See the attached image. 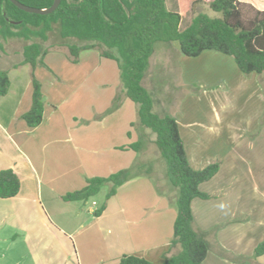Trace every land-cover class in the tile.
<instances>
[{
	"label": "crops",
	"instance_id": "1",
	"mask_svg": "<svg viewBox=\"0 0 264 264\" xmlns=\"http://www.w3.org/2000/svg\"><path fill=\"white\" fill-rule=\"evenodd\" d=\"M239 1L249 4L244 0ZM253 7L264 10V4L255 3ZM168 49L183 56L176 43L168 44ZM55 51L58 50L48 52L44 56L46 68L38 67L33 71V75L40 83L44 103L43 118L38 127L28 128L21 119L31 104V73L26 74L24 82L15 83L9 73V92L6 96L0 97V171L11 169L20 181V189L15 197L0 199V264H116L120 257L132 254L152 264H159L164 253L169 252L170 255H174L178 252V248L169 250L168 246L174 221L172 217L174 212L170 210V201H167L171 192L159 190L161 193H156L149 182L154 183L151 176L141 175L122 185L106 202L105 210L99 217L93 215L97 209L94 208L95 202L91 203L94 206L92 208L87 205V201L66 203L61 199L68 192L82 189L87 179L100 176L101 173L98 171L89 173L87 169H82L86 161L83 159H87L90 153L96 155L101 151L110 153L111 160L101 157L100 163L97 162L93 166L103 168L104 164L105 167H110L108 170H113L111 168L115 166L116 160L119 161V165L122 158L131 159L135 157L131 155L140 153L128 147L133 144V138L134 143L140 140L145 130L131 126L136 122V108L131 106L129 103L132 102L127 99H124L120 107L111 113H108L110 107L96 109L91 104L86 112L63 115L60 109L72 101V99L67 101L68 92L64 88L67 87L66 81L76 84L86 83L105 58H101L96 50L91 49L82 51L78 62H71L70 66L66 63L50 65L47 60L45 61V57ZM205 52L198 57L205 55ZM0 54L1 57L8 58L5 50L3 52L2 49ZM21 62L12 69L17 70L19 67L27 66L20 65ZM60 66L62 72H67V78L64 80L59 79L56 74L58 72L56 68L59 69ZM181 67L183 68V65ZM68 68L70 69L67 71ZM72 71H75L76 75L71 73ZM216 73H213L212 77L218 82L217 86L200 81L195 74L190 77V71L189 77H186L188 76L186 71L182 75L181 71H178V76L179 78L181 76V82L187 88L203 87L202 95L209 97L211 93H222L226 96L227 102L233 104L235 102L242 104L248 100L254 102V115L247 121L250 127H242L236 139L233 137L235 132L232 126L228 127L225 138L233 139L224 144L221 143L224 137L213 139L211 129L205 130V127L202 131L192 129L190 123L183 121L180 115L172 112L173 115H170L169 109L165 114L176 119L186 158L192 168L201 170L213 162L220 164L217 174L210 181L199 186V190L207 194L209 199L196 198L191 202V212L196 227L209 233L210 243L216 242L234 256L252 258L254 249L264 242V217L263 220L247 216L239 219L235 218L236 212L231 214L235 215L234 220L226 224L217 222L219 220L225 222L226 217L211 220L209 209L213 208L212 213H216L221 205L217 200L219 196H224L226 191L206 190V188L219 177L224 165L230 167L226 174L232 173L239 167L237 159L235 160L237 156L234 152V144L240 143L250 132L264 128L262 124L264 96L255 74L244 77L239 70L233 71L234 81H230ZM20 76L22 77V74H19ZM157 78L156 68L151 67L150 60L142 86L150 93L155 87L154 81ZM120 89L121 84L117 87L115 95ZM195 95L189 94V99ZM202 95L192 98L193 103H196L194 99H200ZM217 101L216 96L211 101V110L215 119L217 118L215 113L219 108L226 109L221 103L214 106L213 102L217 103ZM188 102H184L180 110L182 113L186 111ZM156 105L161 108L158 100ZM235 114L236 111L232 112V115ZM112 127H116L120 134L118 142L115 143L109 142V138L105 137V129ZM132 128H138V133H132ZM220 130L217 128L216 131ZM106 141L108 144L104 145ZM221 144H224L222 148ZM122 147L123 150L120 149ZM219 148L223 156L220 153L218 158ZM203 150L213 153L210 161L200 164L195 153ZM237 171L240 174V171ZM241 193L244 194L246 205L243 207L244 205L241 204V212L249 209L253 202L259 199L264 201V187L262 189L256 187V191L251 194L247 191L239 192V196H236L238 199ZM251 197L252 203L249 204L247 202ZM100 205L97 204L98 207ZM234 208H239V202H236ZM153 219L155 221L163 219L165 223L160 226L165 229L162 228V231L158 230L159 226H151L154 224ZM216 226L222 227L214 232ZM101 238L105 240L104 245H99V240L102 242ZM203 264L235 263L222 259L213 250H209ZM249 264H264V254Z\"/></svg>",
	"mask_w": 264,
	"mask_h": 264
},
{
	"label": "trees",
	"instance_id": "2",
	"mask_svg": "<svg viewBox=\"0 0 264 264\" xmlns=\"http://www.w3.org/2000/svg\"><path fill=\"white\" fill-rule=\"evenodd\" d=\"M17 1L28 7L46 9L54 0ZM208 6L220 17L198 14L185 29H180V15L168 10L165 0H61L54 12L44 16L23 12L8 0H0V38L39 40V43L32 41L23 47L20 64L30 66L32 70L31 104L21 116L28 128H36L42 122L44 103L40 83L33 71L37 67L46 68L43 59L48 52L42 49L41 43L47 40L54 26H58V39L66 46L72 63H77L82 51L91 49L101 58L117 63L121 89L114 97L110 112L117 110L124 99L136 105V122L131 126L149 130L155 136L153 143L167 164V184L176 191V217L168 245L169 250L178 248V252L174 255L164 253L159 264H203L209 250L235 264H249L264 254L262 242L254 249L252 258L234 256L216 242L210 243L209 233L196 227L191 202L196 198L209 199L199 186L217 174L220 164L213 162L201 170L192 168L176 119L157 115L151 94L142 86L156 44L176 43L180 53L187 58H196L205 51L231 57L244 77L257 76L264 96V10L239 0H210ZM9 89L8 73L2 72L0 97L6 96ZM141 141L128 148L139 152ZM141 175L139 167L134 166L108 177L90 178L82 189L68 192L61 199L66 203L86 202L107 185L105 201L93 213L94 217H99L117 190ZM19 189L20 181L11 169L0 171V199L15 197ZM116 264L152 263L132 254L120 257Z\"/></svg>",
	"mask_w": 264,
	"mask_h": 264
},
{
	"label": "rangeland",
	"instance_id": "3",
	"mask_svg": "<svg viewBox=\"0 0 264 264\" xmlns=\"http://www.w3.org/2000/svg\"><path fill=\"white\" fill-rule=\"evenodd\" d=\"M210 0H165V6L168 10L176 12L181 17L180 22V29H185L192 21L194 17L198 14H205L211 18H218L220 17L219 14L212 12L209 9L208 3ZM245 2L255 6L256 4H264V0H244ZM58 36V26L53 27V32L49 34L47 40L42 44V49L46 50L47 52L55 51L53 54L48 55L45 57V61L50 65L56 63H66L70 66L71 59L68 53L66 46L60 44ZM38 42L39 40L32 39L30 41H26L23 39H10V40H2L0 38V53L3 49L7 54V59L0 54V73L7 72L8 74L11 73L12 79L15 82L26 80V74H32V70H29V66L26 67H19L17 70L12 69L13 66L18 65L22 60V52L23 47L26 44L31 42ZM67 42L77 43L74 40H66ZM62 50V51H61ZM67 51L65 53L64 51ZM215 54V55H209ZM217 56V57H213ZM79 58V57H78ZM151 60V67L156 68V73L158 74V78L154 81L155 87L152 88L150 94L153 101L154 112L157 115H166L165 113L170 111V115L172 113H176L180 115L183 121H188L192 129H200L201 131L205 127V130L211 129L213 134V139L225 138L226 132L229 126H232L235 135H233L234 139L237 138L239 130L242 127H250V123H247L248 118L252 117L254 114V107L253 101L248 100L244 103H229L227 102L226 96L218 93L209 94L213 99L215 96L218 98L217 103L215 104H223L226 109H218V112L215 113L217 118L215 119L211 110L212 104L210 96L202 95L203 87H189L187 88L182 84V78L178 76V71H181V75L184 71H186V75L189 74L190 77L192 74H195V77L200 81L205 83H210L211 85H218V82L214 81V77H212L213 73L219 74V76L223 78H228L230 81H234L233 71L238 72V69L231 57L223 56L219 53L215 52H205V55L201 57L190 59L184 56L178 55L174 53V51L168 49V44L165 43H158L155 46L154 53L150 57ZM149 60V62H150ZM20 61V62H19ZM78 62V60H77ZM101 62L102 65L95 69V71L91 74L89 80L84 84H76L72 81H66L68 97L67 101L71 100L67 105L62 107L60 110L62 111L63 115L70 116L71 113L75 112H86L88 111L89 106L92 104L96 109L110 107L108 113H111L110 110L113 107V96L117 91V87L120 86V75L118 70V65L115 61L103 59ZM16 63V64H15ZM14 64V65H13ZM183 65V68L181 67ZM38 68V67H37ZM43 68V67H40ZM71 68V67H70ZM66 69L67 71L70 69ZM58 72L59 79H66L67 72L61 69V66L56 68ZM184 69V71H183ZM40 73V71H38ZM62 72V73H61ZM74 75H76L75 71H72ZM19 74H22V77H19ZM66 74V75H65ZM17 75V76H16ZM52 76V75H50ZM53 77H55L53 75ZM186 77H189L186 76ZM56 78V77H55ZM71 78V77H70ZM72 77L71 79H73ZM62 88V87H61ZM208 88V87H207ZM186 89V90H185ZM215 89V88H214ZM189 90V91H187ZM190 95L199 96L200 99L196 100V103H193L194 97L189 99ZM188 95V96H187ZM188 97V99H187ZM113 98V99H112ZM162 99H164L162 101ZM187 99V100H186ZM156 100L161 104V108L156 105ZM186 100V101H185ZM83 101V102H80ZM87 101V103L85 102ZM188 102L187 109L184 113H182L181 108L184 102ZM105 104V105H104ZM131 106L136 108L134 103H129ZM233 104V105H231ZM105 106V107H104ZM170 106V107H169ZM107 111V110H106ZM235 115H232V112H235ZM172 112V113H171ZM128 114V111H127ZM212 114V115H211ZM173 115V114H172ZM235 116V117H234ZM256 124V121H254ZM264 124V121L263 123ZM264 127V125H263ZM107 128V127H106ZM114 128V129H113ZM217 128L221 129L220 131H216ZM138 129V128H137ZM137 129L132 128V133H138ZM257 129V128H256ZM255 129V130H256ZM144 135L141 138L142 146L140 148V153H136V155H131L135 157L122 158L120 160V164L118 165V160L115 161V166L108 170L110 167L103 164V168L98 167L95 168L93 164L97 162L100 163V158L104 157L106 160H111V155L108 152L101 151L98 152L96 155L90 153L87 157L84 166L82 165V169L88 170L89 173L92 171H98L101 173L99 177H108L109 173H116L123 169H128L130 167L138 166L139 173L143 175L151 176L154 179V183L149 181L150 184L153 186V189L156 193H161L164 191H170L171 195L168 197L167 201L169 202L170 210L174 212L173 220L176 217V207H175V200H176V191L171 189L166 181L165 173L167 172V164L166 161L161 157L157 147L153 143L155 136L149 131L144 129ZM146 132V133H145ZM228 136V135H227ZM105 137L109 138V142L113 141L118 142L120 134L116 127H112L110 129H105ZM233 139V138H232ZM232 139L225 138L221 143H229ZM135 139H132L134 144ZM137 142V140H136ZM135 142V143H136ZM108 142L106 141L104 145H107ZM224 144H221V148ZM103 145V146H104ZM202 146V145H201ZM228 146V145H227ZM93 147V146H92ZM100 147V146H99ZM219 156L222 153V150L219 148L217 150ZM234 152L237 156L238 168L234 170L232 173L226 174L227 170L230 168L224 165V169L222 173L219 175L217 179L212 181L208 184L206 190H224L226 194L224 196H219V200L217 202L220 205H216V213H212L213 208L209 209L212 219H218L220 217H226L225 222L219 220L218 223L226 224L231 220H234L235 215H231L232 213H236L237 215L235 218H245L247 217H254L258 220H263L264 217V201L259 199V201L253 202L252 206L241 212V207H245V199L244 194L241 193V197L239 199L236 196H239V192L247 191L250 194L256 191L260 187H264V128L257 129L254 132H250L248 135L243 138L240 143L234 144ZM213 152L209 151H201L200 153H195L197 159L200 164H205L207 161L211 160V154ZM221 153V154H220ZM93 166V169L90 171V168ZM142 169V170H141ZM234 169V168H233ZM141 170V171H140ZM240 171L239 172L237 171ZM113 171V172H112ZM147 173V174H146ZM103 175V176H101ZM150 180V179H149ZM254 181V182H252ZM256 185V187H255ZM247 187V188H246ZM109 187L104 185L98 194L87 201V205L90 207H94L91 205L92 202L96 203L94 208H99L103 201H105V196L108 192ZM246 189V190H245ZM161 192H160V191ZM174 194V196H173ZM256 194V192H255ZM258 195V194H256ZM257 199V197H255ZM247 203H252L251 200ZM258 200V199H257ZM236 202H239V208L235 209ZM100 205L99 207L97 206ZM242 204V206H241ZM241 206V207H240ZM255 206V208H253ZM232 209V211H231ZM254 213H251V212ZM246 213V215H244ZM223 222V223H222ZM154 224L151 226H159L158 230L165 229L160 225H163L165 222L164 220L155 221L153 219ZM174 223V221H173ZM173 227V225H172ZM222 226H216L213 230L214 232L217 231ZM163 228V229H162ZM172 237V235H171ZM102 242L99 240V245H104L105 243L104 238H101ZM170 242V240H169ZM168 242V244H169ZM169 246V245H168Z\"/></svg>",
	"mask_w": 264,
	"mask_h": 264
},
{
	"label": "water",
	"instance_id": "4",
	"mask_svg": "<svg viewBox=\"0 0 264 264\" xmlns=\"http://www.w3.org/2000/svg\"><path fill=\"white\" fill-rule=\"evenodd\" d=\"M8 1L11 2L14 6H16L19 10L23 12L44 16V15H49L50 13L54 12L59 6L61 0H54L52 5L46 9H36V8L28 7V6L21 4L17 0H8Z\"/></svg>",
	"mask_w": 264,
	"mask_h": 264
}]
</instances>
